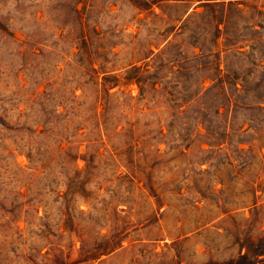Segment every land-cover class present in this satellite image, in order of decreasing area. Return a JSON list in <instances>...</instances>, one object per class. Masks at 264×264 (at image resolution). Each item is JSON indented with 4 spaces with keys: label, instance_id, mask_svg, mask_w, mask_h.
Masks as SVG:
<instances>
[{
    "label": "rangeland",
    "instance_id": "obj_1",
    "mask_svg": "<svg viewBox=\"0 0 264 264\" xmlns=\"http://www.w3.org/2000/svg\"><path fill=\"white\" fill-rule=\"evenodd\" d=\"M76 1L0 0V116L10 125L16 122L19 110L26 109V99L37 80L45 77L35 73L38 79L34 78L23 69L21 52L27 45L21 46V41L39 39L45 44L37 49L43 54L38 59L40 65L68 70L67 61L79 49L61 37L59 26L61 21H75ZM190 2L196 5L201 0L182 4L154 0L152 11L141 12L131 0H82L79 8L94 6L91 17L105 34L104 42L115 44L116 55L110 54L109 65L119 68L150 48L157 52L168 40L183 42L189 56L190 32L180 27L183 21L176 18ZM198 10L203 11L204 6ZM175 24L176 29L164 40L166 29ZM181 61L189 67L190 61L183 57ZM50 75H55L51 79L55 80L57 71L51 70ZM44 88L42 83L38 90ZM122 88L134 96L129 106L120 109H124V120L136 124L135 132L114 135L99 131L94 121H82L87 127L76 137L78 168L85 170L87 159L93 157L97 166L87 184L91 197H75L77 229H58L56 225L63 199L55 191L66 189L65 172L54 166L34 174L29 158L20 149L25 147V133L0 123V264H264V148L255 143L249 162L234 160L233 165L227 163L226 153L235 159L239 154L236 142L224 151H214L203 143L206 150H202L199 142L203 137H193L188 148V139L163 137L157 131L163 128L168 133L171 114L167 105L138 99L137 84ZM82 91L79 88L77 93ZM243 146L249 148V143ZM126 149L140 159L146 174H152L154 187L162 192L160 199L149 193L145 180L129 183L117 177V169L130 172L122 161L124 154L119 155ZM207 158L210 160H202ZM68 171L72 174V167ZM31 179L29 197L35 199L34 205L18 208L20 220L4 227L12 216L6 208L10 209L13 201L29 199L17 196V192H27ZM200 191L207 197H201ZM26 218L33 223L28 225ZM46 222L51 223V229ZM17 224L22 229H17ZM121 237L123 245L110 250L109 245Z\"/></svg>",
    "mask_w": 264,
    "mask_h": 264
},
{
    "label": "trees",
    "instance_id": "obj_2",
    "mask_svg": "<svg viewBox=\"0 0 264 264\" xmlns=\"http://www.w3.org/2000/svg\"><path fill=\"white\" fill-rule=\"evenodd\" d=\"M81 1L75 3V21H61L59 26L63 29L61 37L79 49L73 52L74 58L67 61L68 70L43 67L38 60L43 54L37 49L45 44L33 37L22 40L21 46L27 45L21 52L23 69H28L34 78L38 79L33 76L35 73L45 77L37 80L36 88L26 99V109L19 110L14 124L10 125L0 116L3 127L25 133V147L20 149L29 158L34 174L40 168L43 172L54 166L65 172L66 189L55 191L57 197L63 199V206L59 207L60 219L56 223L58 229L79 227L75 197L87 200L92 194L87 184L95 175L94 157L87 159L85 170L77 166L80 151L76 137L87 127L82 121H94L99 131L104 129L114 135L130 136L136 130L135 123L122 117L125 116L124 109L120 108L129 106L134 99L123 86L137 84L138 99L161 101L167 105L171 114L167 122L168 133L163 128L157 131L163 137L188 139L185 143L188 148L193 137H203L199 142L202 150H206L203 143L215 148L214 151H224L236 142L239 154L235 159L226 153L230 165L234 160L239 164L248 163V154L255 143L264 148V0H201L196 5L190 2L176 18V21H183L180 27L190 32L189 56H186L183 42L168 40L157 52L150 48L148 53L132 58L127 66L119 68L109 65L112 62L110 54L116 55L113 52L115 44L107 46L104 42L105 34L97 29L96 20L91 17L94 6L89 10L86 5L79 8ZM131 1L139 12L153 10L154 0ZM176 1L182 4L185 0ZM199 6H204V10L199 11ZM176 27L177 24L166 29L168 33L164 40ZM151 55L150 60H144ZM181 57L190 61L189 67ZM141 60L143 62L138 63ZM51 70L57 71L55 80H51L55 76L50 75ZM42 83L45 88L40 91L38 87ZM116 87L118 89L114 90ZM79 88H83L80 94L77 93ZM75 118L81 121L77 122ZM240 118L242 122H238ZM116 120L110 129V124ZM148 131L153 130L148 128ZM246 143L249 148L243 146ZM16 146L21 147L18 143ZM120 154H124L122 161L130 172L122 173L117 169V177L129 183L145 180L149 193L160 199L162 192L154 187L152 174H146L141 168L140 159L132 157L127 149L121 150ZM70 167L72 174L68 171ZM32 182V179L28 181L27 192L19 191L17 196L29 197ZM200 196L207 197L203 192ZM34 200L29 197L26 201H13L10 209L3 206L12 214L4 227L18 222L17 209H23L26 204L32 207ZM79 212L84 213V210ZM26 222L30 225L33 219L26 218ZM44 225L51 229V223ZM16 228L22 229L19 224ZM123 238L108 248L115 250L122 246Z\"/></svg>",
    "mask_w": 264,
    "mask_h": 264
}]
</instances>
